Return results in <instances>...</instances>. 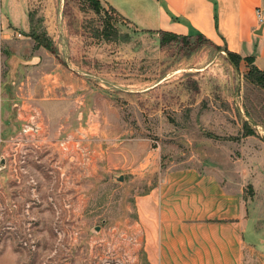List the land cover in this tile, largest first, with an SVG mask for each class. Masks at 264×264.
<instances>
[{"label": "rangeland", "instance_id": "374dc122", "mask_svg": "<svg viewBox=\"0 0 264 264\" xmlns=\"http://www.w3.org/2000/svg\"><path fill=\"white\" fill-rule=\"evenodd\" d=\"M263 86L96 0H0V264H148L139 200L171 169L213 173L264 227Z\"/></svg>", "mask_w": 264, "mask_h": 264}, {"label": "crops", "instance_id": "0c3cea01", "mask_svg": "<svg viewBox=\"0 0 264 264\" xmlns=\"http://www.w3.org/2000/svg\"><path fill=\"white\" fill-rule=\"evenodd\" d=\"M96 1L139 31L201 35L264 74V0ZM138 218L148 264H264V227L213 173L168 170L140 198Z\"/></svg>", "mask_w": 264, "mask_h": 264}, {"label": "trees", "instance_id": "16d2710c", "mask_svg": "<svg viewBox=\"0 0 264 264\" xmlns=\"http://www.w3.org/2000/svg\"><path fill=\"white\" fill-rule=\"evenodd\" d=\"M153 33H159V34H162V35H167V36H171V37H184V36H177V35H173V34H167V33H163V32H153ZM185 37H191V36H185ZM193 37H200V38H202L203 40H205L206 42H208L210 45H213L210 41H208V40H206L204 37H202L201 35H195V36H193ZM213 46H215V45H213ZM215 47H217L218 48V46H215ZM227 52V51H226ZM231 57H240V56H238V55H236V54H233V53H230V52H227ZM245 59V58H244ZM246 60L248 61V63L249 64H251V67H252V69L258 74V75H260L261 77H263L264 78V74L262 73V72H260V71H258L255 67H253L252 66V61H251V59L250 58H246ZM259 80H261V79H258V81ZM259 83H260V81H259ZM264 87V86H263Z\"/></svg>", "mask_w": 264, "mask_h": 264}, {"label": "built area", "instance_id": "2783aa9c", "mask_svg": "<svg viewBox=\"0 0 264 264\" xmlns=\"http://www.w3.org/2000/svg\"><path fill=\"white\" fill-rule=\"evenodd\" d=\"M257 19H258V22H259L260 24L263 23V18H262V16H261V13H260L259 10H257Z\"/></svg>", "mask_w": 264, "mask_h": 264}, {"label": "water", "instance_id": "95a60500", "mask_svg": "<svg viewBox=\"0 0 264 264\" xmlns=\"http://www.w3.org/2000/svg\"><path fill=\"white\" fill-rule=\"evenodd\" d=\"M3 163V159L1 160L0 164ZM114 180L117 182H122L123 181V176H118V177H114Z\"/></svg>", "mask_w": 264, "mask_h": 264}]
</instances>
